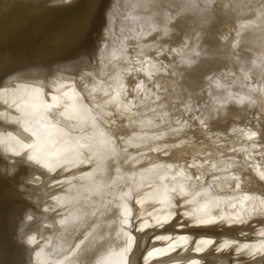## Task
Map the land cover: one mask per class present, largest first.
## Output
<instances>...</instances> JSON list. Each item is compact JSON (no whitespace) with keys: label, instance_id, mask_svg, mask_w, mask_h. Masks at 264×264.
<instances>
[{"label":"water","instance_id":"1","mask_svg":"<svg viewBox=\"0 0 264 264\" xmlns=\"http://www.w3.org/2000/svg\"><path fill=\"white\" fill-rule=\"evenodd\" d=\"M161 2L169 0H0V170L18 169L0 180V264H28L14 240L20 229L35 237L33 264L38 256L40 264H189L198 256L200 264H243L248 249L264 245V139L245 135L264 127V0H216L223 14L215 5L187 12V36L167 23L186 0L170 11ZM204 16L215 20L211 48ZM85 30L90 60L75 58ZM193 49L207 75L190 85L169 74ZM63 93L73 100L58 111L70 118L49 122L45 105ZM225 99L236 134L203 145L176 138L174 128L189 131ZM36 129L52 171L36 172L19 192L21 176H32L6 147H26ZM26 210L37 217L27 225Z\"/></svg>","mask_w":264,"mask_h":264},{"label":"snow or ice","instance_id":"2","mask_svg":"<svg viewBox=\"0 0 264 264\" xmlns=\"http://www.w3.org/2000/svg\"><path fill=\"white\" fill-rule=\"evenodd\" d=\"M204 8L200 9L199 4L193 3L192 0H186V2L182 5H175L176 11L174 15H168L167 16V23L173 24V29L178 31V33H182L185 36H187L186 29L189 28V17L186 15L187 12L190 11H201V12H208L210 8L213 7V5L216 6V10L220 13H224V9L226 5L223 4H217L216 0H204ZM156 7L160 9H164L166 11H170L174 4L173 0H169V3L165 5L163 2L156 4ZM262 15H264V12H262ZM220 16H217V19H219ZM215 24V20L211 16H204L202 19L201 27L204 28L207 26V37H208V46L209 48L212 47V26ZM171 30L168 29L167 24H165L164 28V35H169V32ZM88 33L87 30L84 32V40H83V48L80 52L75 54V58H78L80 60L83 59H91L94 56L93 53H89L88 50ZM189 39L191 37H188ZM197 40H199V36L197 37ZM239 45V41L236 42V44L233 45V47H237ZM199 46V45H198ZM183 47H187V43L185 42L183 44ZM182 51V49L180 50ZM239 55L238 53L236 54ZM193 56L199 57L200 53L196 52L193 49V55H187L184 54L181 56L180 64L176 65L174 64L172 72L169 74L170 76H179L186 81L189 82L190 85L197 83L203 76L207 75V65L205 62L194 59ZM262 64H264V60H262ZM181 66L183 70H181ZM9 76L12 75V73H8ZM0 83H3V79L0 78ZM177 84H179V81H176ZM219 87V85H217ZM51 88L52 84H38L37 90L39 88ZM57 93L60 92V89H55ZM262 95H264V89H261ZM65 100H73L72 97H69L67 93H63L61 95H53L52 97V103L45 105V111L47 113V118H50L49 122L56 121L57 123H60V118L69 119L70 117L66 115L65 112L58 111V109L61 108L62 105H64ZM115 101V98L110 101H105L103 105H101L102 109L107 108V106ZM237 103H244L243 100L237 101ZM228 104V100L225 99L218 107H215L212 109L208 115H202L199 118V123L196 126L188 125L189 131L185 130V126L181 125L180 128H174L172 131L176 134V138L183 141L185 144H195V142H199L200 144H204L205 140H210L212 136L219 137L221 133L224 134L225 139L229 135H234L237 132V129L232 128V132L229 133L228 129L230 127L228 115L231 111L230 109H226V105ZM69 107L72 105L69 104ZM129 106L125 110H130ZM185 110L190 111L191 105L185 103ZM213 112L215 115H213ZM107 114V113H105ZM179 123V121H178ZM27 131V129H26ZM241 133H243V129L239 130ZM35 140L30 142L26 147H22L21 149L17 150L16 148L12 146H7L6 150L10 152L12 156L20 157L19 160H12V163L15 164H24L28 167L30 171V175L32 176V179H27L24 176H21V183L17 186V191L23 192L25 191V186L27 184H35L39 180V176L36 175V172H40L42 175L44 171H52V168L50 167V160L48 158V152L45 150L44 145L47 143V138L43 132L42 129H36L35 131ZM261 137V139H264V127H261L256 130H249L247 133H245L246 138L250 141H255L257 139V135ZM114 135H119L118 133H114ZM190 137H195V141L190 139ZM214 143V141H213ZM235 151V149H233ZM211 155V153H208ZM191 167V166H190ZM264 167V165H262ZM18 169L16 167H12L7 170L6 174L3 170H0V180L5 178H13L15 174L17 173ZM242 175V174H241ZM193 176L195 179L199 180L200 177L193 173ZM234 179L239 180L241 179V176H235ZM260 179L264 180V171L260 173ZM264 188V186H262ZM261 196H264V191H261ZM179 200L177 201V204H179ZM39 205H36V208L39 209ZM49 209L44 208L43 212H47ZM36 213L26 210L23 216V222L27 224H31L36 220ZM126 222V220L124 221ZM65 221H61V225L63 226ZM201 224H207V223H217V221H201ZM47 227V225H45ZM264 234V233H262ZM26 233L24 232V229H20L19 233L14 236V240L18 245L25 246L26 250L29 253V260L28 264H33L31 253L34 251V248L31 247L32 245L36 244V240L34 236H28L27 239H25ZM207 246V245H206ZM230 247L229 244L225 243L224 245H221L220 248L217 249V251L223 250L224 248ZM128 249H125V252H127ZM197 253H200L202 249L197 248ZM241 252H244L243 249L240 250ZM247 257L249 258L247 261H243V264H251V262H255V264H264V245H262L260 248H250L245 253ZM189 264H200V261L204 259L203 256H198L197 258L189 257ZM37 264H40V257L37 258Z\"/></svg>","mask_w":264,"mask_h":264}]
</instances>
